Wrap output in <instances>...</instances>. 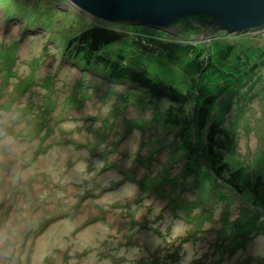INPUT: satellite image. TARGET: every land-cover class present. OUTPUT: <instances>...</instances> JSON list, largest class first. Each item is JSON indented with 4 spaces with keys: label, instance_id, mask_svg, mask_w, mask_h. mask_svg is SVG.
Here are the masks:
<instances>
[{
    "label": "rangeland",
    "instance_id": "1",
    "mask_svg": "<svg viewBox=\"0 0 264 264\" xmlns=\"http://www.w3.org/2000/svg\"><path fill=\"white\" fill-rule=\"evenodd\" d=\"M97 23L104 24L69 0H0V56L6 58H0V108L12 99L10 105L20 113L17 134L33 162L25 182L11 188V200L0 211L26 205L35 220L25 252L29 264L34 253L43 264H89L92 258L95 264H125L119 252L135 248L140 256L132 264H264V250L257 256L250 247L252 238L264 233V224L258 223L257 230L248 226L257 215L248 194L238 196L221 186L205 154L195 155L197 162L183 158L187 151L180 137H196L201 100L184 108L181 128H172L162 117L168 103L151 102L145 94L122 101L128 91H138L130 84L110 83L102 70L95 73L64 55L71 37ZM115 26L128 34L180 39L173 31ZM194 39L213 61L216 47L235 46L222 67L226 77L195 76L193 84V70L184 58L145 57L130 42L106 50L128 64L135 60L141 70L181 92L198 96L200 88L203 98L216 94L211 112L225 124L229 161L262 172L264 98L257 93L264 69L254 75L252 70L264 54V28ZM213 42L218 44L212 51ZM9 63L14 73L8 75L3 69ZM44 119L47 125L41 126ZM80 165L85 173L77 171ZM193 167L200 179L195 170H186ZM146 178L151 179L149 192L139 186ZM131 190L135 195L128 197ZM178 225L186 229L184 236L168 243Z\"/></svg>",
    "mask_w": 264,
    "mask_h": 264
},
{
    "label": "trees",
    "instance_id": "2",
    "mask_svg": "<svg viewBox=\"0 0 264 264\" xmlns=\"http://www.w3.org/2000/svg\"><path fill=\"white\" fill-rule=\"evenodd\" d=\"M98 21L103 22L104 24L97 23V25H93L92 28L83 30L81 34H76L71 37L64 51V55L69 57L68 54H70L71 59H74L73 61L83 64L87 67V69L89 67L96 69L95 66L105 67V70H102V76L105 80L108 79V81L110 83L112 82L113 84H130L131 89L135 88L138 91H128V95L125 96L122 101L128 102L129 98L133 94H145L151 100V102L156 101L157 103H168V108L162 117L165 119V123L172 128L182 127L180 115L184 112V108L194 101L197 102L196 99L199 98V100L202 102V106L197 110L199 111L198 121L194 124L196 137H194V140L191 141H189V139L184 140L182 136L180 137L182 148L183 150L187 151V158H183L197 162L198 159L196 156H198L199 153L201 157L203 154H205L210 166L209 172L212 174L214 179L220 183L221 186H225L238 196L248 194L251 200V206L253 207L254 212L257 214L249 219L250 222L248 223V226H251L252 229L256 227V230L261 228L258 226V223L262 221L264 224V176H261L264 174V169H262V172H258V170L251 172V170L245 166H234L235 164L229 161L226 153L228 147L225 140L227 136L225 135V124L223 121H220V117L217 113L212 114L211 112L213 106L217 102L218 96L216 94H207L203 98L200 93L202 92L200 88L198 96L195 94V92H181L174 87L175 85L167 84V82L162 80L160 77H153L149 70H145L146 68H142L143 70H141V68H137L136 66L126 63L123 57H114L106 50L110 45L121 42H130L135 50L146 56L150 54L154 57H164L169 60V62H175L184 58L187 61L186 65L193 70L194 76H192V78L190 77V81L191 83L193 82V84H195V76L199 78V80L206 74L209 76L211 74L212 77L219 75L226 77L222 67L231 58V55L235 50V46L227 45L224 47H216V52L214 55L216 60L213 61L211 58L212 54L202 50V47L199 45L193 44L196 42V39L194 38L204 36L212 30L211 27H208L210 26L209 24H206L207 27H204L202 24L198 23L194 26V30H190L189 32H186V29L183 26H179L178 29L183 30V32H178L176 36H178L180 39L168 40L167 38H157L149 34H128L125 31L118 30L119 26L113 27V24L125 25L128 26V28L136 26H129L121 23H108L103 20ZM105 23L111 25V27L105 25ZM163 33L167 32L163 31ZM247 33H249V31L246 32V34ZM216 35L217 34H212L211 38H215ZM189 38H193L194 40L189 41ZM77 40L80 42L83 48L75 51L72 48L73 44ZM212 44V48H208L209 50L213 51L214 47L218 43L215 45L213 42ZM0 58L3 59L1 56ZM13 66L14 63L11 65L9 63L8 68L3 69L4 72L6 74L8 73V75L9 73H14ZM263 69L264 54L261 56V61L256 63L254 66V69L252 70L254 71L253 75L263 72ZM7 82L9 83V80H7ZM245 83L246 82H241V85L244 86ZM45 84H53V82L48 81ZM194 86L192 87L194 88ZM28 87L30 86H26L20 93L21 97H24V95L27 93ZM263 91L264 85L261 87V90L259 91L260 93H257L259 95L262 93V98H264ZM8 94L11 95V92ZM15 95H19L17 94V91H15ZM133 99H135V97H133ZM11 103L12 99L10 101L7 100L5 106L10 105ZM51 112L52 111L48 112V114H51ZM42 123L43 125L41 126L47 125L45 119L42 120ZM229 138V141H232V137ZM169 165L173 164L169 163ZM170 167L171 166H169V168ZM186 170L191 171V173H193L195 170V174L198 175L199 179L201 178L198 170L195 167H193V170L191 168H187ZM146 179L138 184L142 190L149 192L150 188L147 187L149 186V181L151 179ZM241 236L243 238L246 237L244 234H241Z\"/></svg>",
    "mask_w": 264,
    "mask_h": 264
},
{
    "label": "water",
    "instance_id": "3",
    "mask_svg": "<svg viewBox=\"0 0 264 264\" xmlns=\"http://www.w3.org/2000/svg\"><path fill=\"white\" fill-rule=\"evenodd\" d=\"M76 8L108 23L147 26L182 33L198 23L204 35L246 33L264 27V0H69ZM201 36V37H204ZM200 38V37H198Z\"/></svg>",
    "mask_w": 264,
    "mask_h": 264
},
{
    "label": "clouds",
    "instance_id": "4",
    "mask_svg": "<svg viewBox=\"0 0 264 264\" xmlns=\"http://www.w3.org/2000/svg\"><path fill=\"white\" fill-rule=\"evenodd\" d=\"M20 113L15 110L13 105H7L0 108V205H8L11 200V188L25 182L26 176L32 167V161L29 152L17 134L16 124ZM77 171L85 173L86 167L80 165ZM11 176V180L7 179ZM126 195L132 197L135 195L134 190L127 191ZM106 203L111 204L112 200L108 199ZM35 228V220L30 217L27 206L5 207L0 211V264H29L25 255L28 245L29 234ZM107 232L108 229H105ZM186 229L176 226L171 229L168 243L179 240L184 236ZM250 247L257 256L264 250V233L255 235ZM187 249V245H185ZM140 249L120 251L117 258L123 260L125 264H132L139 259ZM193 255L189 254L187 260L191 261ZM30 264H43V257L33 254ZM89 264H95V258L90 260ZM181 264H184L182 261Z\"/></svg>",
    "mask_w": 264,
    "mask_h": 264
},
{
    "label": "bare ground",
    "instance_id": "5",
    "mask_svg": "<svg viewBox=\"0 0 264 264\" xmlns=\"http://www.w3.org/2000/svg\"><path fill=\"white\" fill-rule=\"evenodd\" d=\"M78 9V8H77ZM81 11V10H80ZM82 12H84V11H82ZM84 13H86V12H84ZM87 14V13H86ZM88 15H90V14H88ZM90 16H92V15H90ZM92 18H94V19H96V20H103L104 21V19H101V18H97V17H95V16H92ZM119 44V43H118ZM119 46H121V48H122V43L120 44V45H117V43L116 44H113V45H110V46H108L107 48L108 49H110V48H116V47H119ZM67 47V46H66ZM72 48V47H71ZM81 48H83L82 46H81V44H80V42L77 40L74 44H73V50H79V49H81ZM66 49V48H65ZM120 50V49H119ZM69 56H70V54H68ZM145 57H148V56H145ZM131 65H133V66H136L137 68H141V66H138V65H136V62H135V60H132V61H130L129 62ZM144 66V65H143ZM100 70H105V67H101L100 69H97L96 68V72L95 73H98V71H100Z\"/></svg>",
    "mask_w": 264,
    "mask_h": 264
}]
</instances>
